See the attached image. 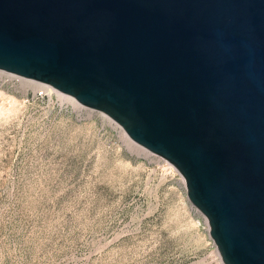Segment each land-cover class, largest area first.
I'll list each match as a JSON object with an SVG mask.
<instances>
[{
  "label": "water",
  "instance_id": "obj_1",
  "mask_svg": "<svg viewBox=\"0 0 264 264\" xmlns=\"http://www.w3.org/2000/svg\"><path fill=\"white\" fill-rule=\"evenodd\" d=\"M0 70L172 164L223 264H264V0H0Z\"/></svg>",
  "mask_w": 264,
  "mask_h": 264
},
{
  "label": "rangeland",
  "instance_id": "obj_2",
  "mask_svg": "<svg viewBox=\"0 0 264 264\" xmlns=\"http://www.w3.org/2000/svg\"><path fill=\"white\" fill-rule=\"evenodd\" d=\"M33 85L0 84V264H223L172 164Z\"/></svg>",
  "mask_w": 264,
  "mask_h": 264
},
{
  "label": "built area",
  "instance_id": "obj_3",
  "mask_svg": "<svg viewBox=\"0 0 264 264\" xmlns=\"http://www.w3.org/2000/svg\"><path fill=\"white\" fill-rule=\"evenodd\" d=\"M10 82H17V83L18 82H24L25 84L26 83L29 84V82L30 83H35V82L38 83L37 81L27 79V78H23V77L18 76L16 74L0 70V84L2 85L3 83L7 84ZM33 86L34 87L32 89H30L32 94H34L35 96H40V97H42V95H45V91L42 89V87H40L38 85H33Z\"/></svg>",
  "mask_w": 264,
  "mask_h": 264
},
{
  "label": "bare ground",
  "instance_id": "obj_4",
  "mask_svg": "<svg viewBox=\"0 0 264 264\" xmlns=\"http://www.w3.org/2000/svg\"><path fill=\"white\" fill-rule=\"evenodd\" d=\"M38 85L40 86V87H42V89L44 90V91H46V92H48V93H55L59 98H61L62 100H64V101H67V102H69V103H72V104H74V105H77V106H79L78 104V102L74 99V97H72L71 95H65L64 93H61V92H59V91H57L56 89H54L53 87H51L50 85H48V84H45V83H40V82H38ZM102 116L103 117H105V119H107L108 121H110L111 123L113 122V120L111 119V118H109L106 114H102ZM113 125H115V127L116 126H118L117 125V123H115V122H113ZM118 129L120 130V133L125 137V138H127V135L125 134V132H124V130L122 129V127L121 126H118ZM128 139V138H127ZM182 180H183V183H184V179L182 178Z\"/></svg>",
  "mask_w": 264,
  "mask_h": 264
}]
</instances>
